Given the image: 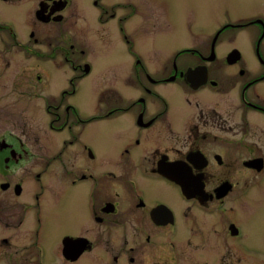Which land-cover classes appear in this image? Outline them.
Returning <instances> with one entry per match:
<instances>
[{"label":"flooded vegetation","instance_id":"obj_1","mask_svg":"<svg viewBox=\"0 0 264 264\" xmlns=\"http://www.w3.org/2000/svg\"><path fill=\"white\" fill-rule=\"evenodd\" d=\"M0 81V264H264V0H0Z\"/></svg>","mask_w":264,"mask_h":264},{"label":"rangeland","instance_id":"obj_2","mask_svg":"<svg viewBox=\"0 0 264 264\" xmlns=\"http://www.w3.org/2000/svg\"><path fill=\"white\" fill-rule=\"evenodd\" d=\"M166 43L169 44L170 45L169 47H171L172 49H174L176 46L180 45V42H177V44H175V42H160V45L156 46L153 49V55L157 58L158 62H161L162 64L164 62L165 56L168 54L167 53ZM7 92H9V90H7ZM18 96L21 98L20 95H18ZM8 100L9 99H7V98H3V99L0 100V103L8 101ZM10 111H11V107L9 108L7 113H9ZM5 115H6L5 112H3L2 115H1V118H2L3 121H5ZM27 117H28V115L25 114V111H15V110H13V115L11 117V121L12 122L7 123V124H5V123L2 124L1 123L0 126L1 125H5V127L3 129L4 132H5V130H14L16 134H19V132H17V131L20 130V129L18 128L17 125L21 124V120L24 119V118H27ZM30 118L31 117H28L26 119L28 121V123L31 122ZM33 118H35V117H33ZM11 124H17V125H15V128H14V125H11ZM32 125H33L32 129L35 130V127H34L35 122L34 121H32ZM0 132H2V131H0ZM35 165H36V162H35V159H33L32 162L28 166H30L31 168L34 169Z\"/></svg>","mask_w":264,"mask_h":264}]
</instances>
